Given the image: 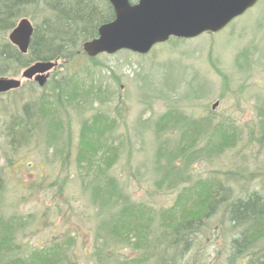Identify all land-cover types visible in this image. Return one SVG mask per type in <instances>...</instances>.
Returning a JSON list of instances; mask_svg holds the SVG:
<instances>
[{
	"label": "rangeland",
	"instance_id": "1",
	"mask_svg": "<svg viewBox=\"0 0 264 264\" xmlns=\"http://www.w3.org/2000/svg\"><path fill=\"white\" fill-rule=\"evenodd\" d=\"M22 18L34 26L41 16L35 6H28L15 24ZM8 33L4 35L7 43ZM57 63L43 87L22 81L19 89L0 95V171L4 179L0 210L6 217L24 220L25 227L17 234L22 250L31 252L64 241L66 254L59 256L72 264H114L115 260L133 259L142 253V249L132 248V235L129 242H120L110 240L99 229L100 221L108 215L98 217L91 202L89 186L97 174L96 164L91 168L77 166L81 124L99 111L115 122L105 134V139L113 141L108 154L117 149L113 165L104 168L105 176L117 181L131 203L155 212L154 236L164 224L163 210L178 203L187 189V202L178 211L197 202L196 194L201 195L206 188L222 186L215 190L216 198L225 196L227 200H219V210L195 238L186 261L229 264L231 239L239 238L240 230L230 228L223 205L253 194L264 198V0L217 34L181 41L171 38L143 56L120 51L91 61L81 50L71 64ZM23 70L5 77L18 79ZM61 77L78 91L99 89L103 92L101 101L86 98L79 106L78 100L72 106L65 102L58 118L62 129L54 147L46 145L47 131L34 129L29 134L31 139L14 150L9 146L7 129L15 126L13 121L21 123L24 107L42 97L50 83ZM45 96L49 98V94ZM215 103L218 106L212 110ZM173 108L184 121L201 124V129L207 127L202 121L209 116L216 131L222 128L227 137H233L231 146L215 153L204 146L208 143L206 135L175 188L161 183L160 177L166 172L157 171L156 158L160 143L164 153L173 150L184 127H169L159 134L160 139L155 134L157 119ZM67 147L70 155L64 160ZM61 148L63 153L54 156V150ZM176 165L182 167L178 161ZM243 253L253 264H264V236ZM243 258L244 254L238 256L233 264H240ZM150 259L146 264L152 262Z\"/></svg>",
	"mask_w": 264,
	"mask_h": 264
},
{
	"label": "trees",
	"instance_id": "2",
	"mask_svg": "<svg viewBox=\"0 0 264 264\" xmlns=\"http://www.w3.org/2000/svg\"><path fill=\"white\" fill-rule=\"evenodd\" d=\"M130 2L133 3L134 0ZM28 6H35L41 19L33 26L27 54L22 55L5 41L4 35L15 27V21L21 16V10ZM113 19V10L107 0H0V77L15 76L20 70L36 62L61 61L66 65L71 64L81 53L82 45L96 38L98 28ZM94 59L90 60L94 61ZM52 82L53 85L50 83V87H46L47 90L42 97L24 107L22 120H19L21 123L16 124L13 121L15 126L7 129V135L11 137L9 146L12 145L14 150L20 147L21 143L31 139L29 134L34 129L47 131L46 145L49 148L54 147L59 137L57 134H60L62 129V123L58 118L61 116L65 102L66 105L72 106L71 104L78 100L79 106L86 98L101 101L103 95L99 89L93 91L89 88L78 91L70 87L64 77H61L60 81ZM46 94H49V98L45 96ZM52 94L55 96L50 98ZM184 120L186 119L182 114L173 108L166 110L155 122L157 137L169 127V130H174L175 126L184 127L170 153H164L162 143L158 147L157 171L167 173L161 175L160 181L168 183L171 188L181 183L180 178L190 166L191 158L198 154L194 149L200 142L203 143L206 135L208 143L204 146L214 149L215 153H222L233 143V137H227V132L222 128L216 131L217 127L212 125L209 116L202 121L207 126L204 129H201L199 123ZM114 123L99 111H96L90 120L82 122L76 154L77 166L87 165L91 168L96 164L97 174L92 181L90 180L89 186L91 202L98 211V217L108 215L100 221L99 229L106 233L110 240L118 239L120 242L126 240L129 242V236L132 235L134 238L132 248L142 249L139 257L115 260L114 264H146L149 258L150 261L152 260L149 264H187L186 259L192 251L195 238L207 229L208 222L215 217L219 210V200H227L225 196L219 200L216 198L217 191L222 186H218L217 191L206 188L201 195L196 194L197 202L178 211L183 203L187 202L186 194L190 192L187 189L178 203L163 210L164 224L160 226L159 235L154 236L155 212L149 208L148 211H143L141 206L131 203L122 194L117 181L105 176L104 168L109 169L116 157V148L114 154H108L113 147V141L105 139V134ZM210 125L213 126L212 132ZM20 138L23 142L16 145ZM63 149L54 150L53 155L63 153ZM69 151L70 147H67L64 160L69 159ZM163 161L165 164L162 166ZM177 161L182 167L176 165ZM7 163L8 166L12 164L10 160ZM3 183L4 179L0 171V197L3 194ZM223 206L225 209L222 211L230 228L240 230L238 234L240 237L231 239V255L228 263L233 264L238 256L244 254L240 264H253L248 254L243 251L264 236V227H262L264 198L253 194L246 200L237 199ZM24 227V220L21 217L14 215L6 217L0 210V264H72L70 260H65L64 256H59L66 254L64 241L52 242L47 247L34 249L31 252L23 251V246L18 244L17 234ZM150 237L156 238V242L150 241ZM103 245L101 252L104 253L105 241ZM153 248L156 249L154 253ZM194 262H196L195 257Z\"/></svg>",
	"mask_w": 264,
	"mask_h": 264
},
{
	"label": "water",
	"instance_id": "3",
	"mask_svg": "<svg viewBox=\"0 0 264 264\" xmlns=\"http://www.w3.org/2000/svg\"><path fill=\"white\" fill-rule=\"evenodd\" d=\"M107 1L114 19L101 25L97 37L82 45V52L90 59L120 51L143 56L170 38L189 40L203 34H217L259 0ZM32 34L31 22L22 18L9 32L7 40L20 54L26 55ZM57 66L56 61L36 62L23 70L18 79L1 77L0 95L19 89L22 81H33L43 87ZM217 106L215 103L212 110Z\"/></svg>",
	"mask_w": 264,
	"mask_h": 264
}]
</instances>
